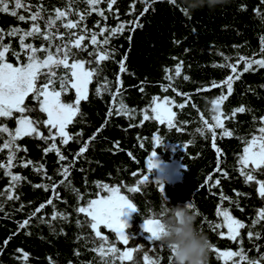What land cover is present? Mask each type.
Here are the masks:
<instances>
[{
  "label": "trees",
  "instance_id": "1",
  "mask_svg": "<svg viewBox=\"0 0 264 264\" xmlns=\"http://www.w3.org/2000/svg\"><path fill=\"white\" fill-rule=\"evenodd\" d=\"M26 2L32 5L33 12L42 6L45 9L42 13L45 19L49 15H55V8L69 10L68 18L74 21L79 19L76 13L84 12L86 19L81 22L80 27L87 25L88 29L97 32L98 28L93 29L97 21H100L101 26L107 23L109 27H115L119 22H127L139 17V22L143 25L142 28H136L134 32L126 28L122 34L111 39L109 47L116 50L114 60L103 62L101 75L89 85L88 101L80 105L83 115L77 116L67 129L71 134L82 132L83 136H77L66 146L60 144L59 138L56 141L61 151L68 157L65 163L73 159L74 153L82 146V142L87 141L104 123L111 104V97L107 93L102 98L96 95V80L102 81L106 76L109 81L113 82L114 91L116 74L119 73V65L116 61H119L125 54L128 71L121 75L123 100L128 108L137 111L131 114V119L128 116L113 115L103 130L96 135L95 140L91 141L84 156L76 161L75 167L71 169L69 180L75 188L79 189V193L84 197L83 201H78L63 186L57 189L60 200H54L55 210L66 213L68 220L58 218L50 223L42 222L40 217L43 216L50 220L54 210L52 206H47L31 219L27 228H18L19 222L28 218L36 207L51 196V191L45 192L44 189L35 188L33 185L52 183L46 180L42 173L35 172L31 165L27 168L19 166L21 159L43 163L47 174L57 182L62 177L56 175L59 164L55 152H49L46 156L43 153L47 143L34 137H23L17 141L27 151L17 153L15 161L17 166L12 171L26 177V180L21 181L15 190L19 200L9 201L5 196H0V204L3 205V211H0V264H101L100 257L90 250L97 246L98 240L90 227L77 226V219L83 222L85 216L77 213L75 207L88 199L95 198L92 194L100 191L96 187V181L112 186L123 184L133 186L138 178L132 176L134 171L138 174L143 172L149 175L150 182L141 186L140 193L129 194L126 189L122 188V192L129 195L138 208V211L131 212L127 219L130 227L126 229V232L132 236L129 247L149 243L146 237L150 234L145 232L141 225L144 218L160 210L161 205L166 202V196L172 204L194 203L202 214L198 216L197 224L207 234L210 242L221 250H238L240 247L238 242L219 238L216 232L210 229L209 224L203 222V217L206 216L212 223L222 220L215 215L216 206L220 203L221 188L224 195L239 203V208H237L234 203L225 201L223 207L228 208L246 225L251 226L256 210L264 207V201L255 191L257 185L244 182V178L239 174L237 162V157L242 154L244 146L239 138L250 139L251 134L261 126L259 117L264 116V87H262L264 69L244 73L241 79L234 83L233 94L221 106L227 115L231 114L233 108L239 106H244L251 111L237 113L234 119L225 121L226 128L232 130L234 135L223 139L217 138L216 144L223 152L220 157V167L228 172L229 177L225 179L219 173H215L213 181L219 178L220 185L211 191L205 181L209 174L214 173L217 155L212 147L211 133H206L207 139H205L196 133L195 129L204 127L200 119L201 113L211 122L212 113L209 111L212 107L211 100L220 95L221 89L213 88L211 91L199 92L197 90L210 85L213 80L222 81L231 74L229 68L214 65L235 63L238 55L253 57L254 53H259V37L264 35V4L261 0H225L223 4L217 5L214 9L205 6L187 15L181 11L184 9L182 0H175V4L169 3V0H156L149 7V11L142 16L140 14L145 4L140 0H135V11L132 15L128 13L131 11L130 5L134 0H117L113 6V12L106 10V3L99 5L100 8L106 10L105 15L108 17L106 22L96 13L87 15L89 6L83 0H26ZM242 6L246 10H242ZM257 8L260 14L254 11ZM117 9L119 20L113 14ZM19 14L29 15L24 9H21ZM45 19L39 21L42 29L45 28ZM60 23L61 21L57 22L58 25ZM14 26L27 30L30 22L19 21L8 13L0 12V28L7 32ZM59 31L67 32L62 27ZM74 31H79V29ZM4 42L11 43L13 49L19 51L17 37H6ZM26 42L33 43L37 47L47 43L40 38H28ZM56 42L59 43V41ZM87 43L86 40L85 44ZM79 55L81 58H88L86 52H81ZM224 57H231V60H225ZM8 60L15 63V58L11 55L8 56ZM21 60H24L23 55ZM181 61L183 62L182 75L175 77L174 68ZM92 67L96 65L93 64ZM165 68L173 70L169 74L173 76L171 83L174 88L180 92L192 94L191 102L186 108L182 111L173 109L178 113L177 126L183 128L184 131L169 130L166 125L161 126L158 122L151 120L140 125L142 120L140 110L150 104L152 96L167 95L175 98L177 103L183 102V99L176 96L171 89L167 92L162 91L160 85L170 83L164 79ZM242 68L243 64L240 65V70ZM185 75L190 77L188 81L183 79ZM141 82L144 87L143 93L140 91ZM62 99L70 102L74 99V93L63 96ZM119 100L120 97L117 98V103ZM27 103L30 107L34 106L31 99ZM193 103L197 106L196 108L192 107ZM149 114L151 115L150 112ZM31 115L34 119L46 118L39 112L31 113ZM253 117L257 119L253 120ZM0 122L7 123L13 129L15 127L14 120H0ZM41 131L45 130L41 128ZM220 131L217 129L218 137ZM154 134L161 137V144H153ZM45 135H47L46 131ZM3 138H7L6 134ZM2 142L0 139V143ZM116 142H119L118 147ZM141 143L143 147H140ZM183 145H187V148L185 149ZM153 150L156 152L155 160L179 163L180 170L177 178L169 180L162 177L158 174L157 166L151 172H147V158ZM129 153L132 155L130 156ZM7 155V150L0 152V161L6 162ZM256 175L258 179H264V174L257 173ZM156 181L163 183V193L159 191ZM8 183L9 178L3 174V170H0V191H3ZM237 192L240 193L239 196L236 195ZM61 201H66V203ZM21 204L24 205L23 210L20 208ZM101 230L109 236L110 240L115 239L114 234L104 229L103 226ZM248 230L249 228L241 230L243 248L250 259H260V256L264 254V222L251 226L254 233H261L260 239L257 240L254 237L249 240ZM223 231L226 232V229ZM9 237H11L10 240ZM5 240H8L6 246ZM117 246L123 248L121 244ZM257 247H259V252ZM18 249L29 254L27 261L22 258V252L17 251ZM77 252L79 255H76ZM169 254L167 248L159 247L155 253H150V255L161 257L162 264H168ZM141 259L142 253H135L133 264ZM108 264H111V258ZM209 264H224V261L217 260L215 253L210 251ZM261 264H264V261H261Z\"/></svg>",
  "mask_w": 264,
  "mask_h": 264
},
{
  "label": "snow or ice",
  "instance_id": "2",
  "mask_svg": "<svg viewBox=\"0 0 264 264\" xmlns=\"http://www.w3.org/2000/svg\"><path fill=\"white\" fill-rule=\"evenodd\" d=\"M87 4V15L96 13L105 22L108 17L105 15V11L113 12V6L117 3V0H83ZM145 7L141 12V16L149 11V7L156 0H140ZM106 3L107 9L99 7L100 4ZM169 3L175 4V0H169ZM264 4V0H261ZM26 10L29 15L25 16L19 14L20 10ZM131 11L128 13L132 15L135 11V0L130 5ZM242 10H246L242 6ZM45 11L42 6L35 12L32 11V5L27 3L26 0H0V12L8 13L13 17H16L19 21L30 22V27L25 30L20 27H11L7 32L0 28V120H14L15 127L10 128L7 123L0 122V152L7 150L8 155L6 162L0 161V170H3V174L9 178L8 185L0 191V196H5L7 200H19V196L16 195V188L21 181L26 180V177L20 174L13 173L12 169L17 166L15 161L17 160V153L20 151H27L26 148H22L17 141L23 137H34L47 143V147L43 149V153L46 156L49 152H55L57 156V162L59 164L56 170V175L62 177L58 182L53 179L52 176L47 174V169L43 163H34L30 159H21L19 166L27 168L30 165L37 173H42L44 178L52 183H40L35 184L33 187L42 188L45 192L51 191V196L41 203L34 211L18 223L19 229H25L29 226L30 221L38 213L47 206L53 207L50 220L41 216L42 222L50 223L58 218L68 220V215L63 212H57L55 201L60 200V194L57 191L58 188L64 187L65 190L70 191L78 201H83L84 197L79 193V189L75 188L72 182L69 180L71 175V169L75 167L76 161L84 156L88 150L91 141L95 140L96 135L103 130L108 124L109 119L113 115L128 116L132 118V113L136 112V109L128 108L123 100V80L121 75L126 73L127 55H123L119 61H116L119 65V73L115 78V90L113 91V82L109 81L105 76L104 79L96 80L97 87L95 93L98 97H101L107 93L111 97V104L108 107L106 113V119L97 132L94 133L87 141L82 142V146L74 153L73 159L68 163V157L64 155L61 148L57 145L56 141L59 138L61 145H68L70 141L76 139L77 136H83L82 132L71 134L67 129L69 125L73 124L77 116H82L81 103L86 102L89 99V85L93 83L94 79L99 77L103 71L102 64L110 59L114 60L115 49H110V41L113 37L122 34L125 29H129L134 32L136 28H142L143 25L139 22V17L127 22H119L115 27H109L107 23L101 26L100 21H97L93 29H99V31L88 29L87 25L83 28L80 27L82 21L86 19L84 12L76 13L79 17L78 20L69 19V10H61L55 8V15H49L47 19L42 16ZM185 15L187 11L181 9ZM257 14H260V10L254 9ZM115 18L119 20V10H115L113 13ZM45 19V28L42 29L39 21ZM66 20V22H63ZM61 21L58 25L57 22ZM64 28L67 32H60V28ZM79 29V31H74ZM108 33V35H105ZM6 37H17L19 42V51L13 49L11 43H5ZM103 37V39H100ZM28 38H40L46 41V44H41L37 47L33 43H27ZM88 41L85 44V41ZM131 40V36H129ZM56 41H59L57 43ZM260 47L259 53H254L253 57H247L244 55H238L235 63H226L221 65H214L218 67L229 68L231 74L227 75L222 81H211L210 85L204 86L197 91H211L213 88L221 89L219 96L211 100V122L204 118L201 113L200 119L204 127L195 129V132L207 139L206 133H211L212 147L215 149L217 160L214 173L209 174L205 181L208 184L209 190L216 188L220 185V179L217 178L213 181V175L219 173L221 177L227 179L229 174L227 171L220 167V157L223 155L222 149L217 146V138L223 139L224 137H232L234 135L232 130H229L225 126V121L234 119L237 113H244L245 111H251L244 106H239L231 110V114L227 115L222 110V105L233 94V85L236 81L240 80L244 73L250 71H259L264 69V35L259 37ZM91 48V51H89ZM86 52L87 59L81 58L79 53ZM43 53V55H40ZM11 55L15 58V63L9 62L8 56ZM23 55L24 60H21ZM259 56V58H255ZM225 60H231V57H224ZM95 64L96 67H92ZM243 64L242 70L240 65ZM183 62L176 64L174 68L175 77L182 75ZM166 75L165 80L169 81L167 85L161 84L162 91L167 92L171 89L176 96L183 99V102L177 103L175 98L167 95L152 96L150 104L142 112V120L140 125L146 121H155L159 125H166L169 130L175 129L176 131H184L183 128L177 126V111L173 109L183 110L191 102V93H183L173 87L171 81L173 76L169 73L173 70L165 68ZM43 78V79H42ZM185 81H188L190 77L183 76ZM264 87V85H262ZM226 89V91H225ZM141 93L144 92L143 82L140 87ZM74 93V99L70 102H65L62 99L63 96ZM120 97L119 103L117 98ZM31 99L34 106H29L27 101ZM193 108L197 106L193 103ZM198 110V109H197ZM39 112L46 118H33L31 113ZM151 113V115L149 114ZM253 117V120H256ZM261 126L251 134L250 139L240 137L244 143L242 154L237 157L239 164V174L244 178L246 184L254 183L257 185L255 191L258 196L264 201V179H258L257 173L264 174V116L259 117ZM186 123V122H180ZM135 126V125H132ZM43 128L45 131H41ZM217 129H220L219 137ZM6 134L7 138H3ZM50 141V143H48ZM152 141L154 145H159L162 139L159 135H153ZM117 147L119 142H116ZM143 143L140 147H143ZM186 149L187 145H183ZM131 156L132 153H129ZM156 152L153 150L147 158V172L157 166L155 158ZM83 171V169H81ZM133 177H138L133 186L123 185H109L108 183H102L96 181V187L100 190L92 195L95 198L88 199L83 204H78L75 207V211L80 214H84V221L77 219L76 224L78 227L88 226L94 233L95 238L98 240L96 247L90 249L100 257L101 264H108L109 258H111V264H133L134 254L137 252L142 253L141 261L136 264H162V258L150 253H155L157 247L163 249V245L158 243L156 224L159 222L154 216L153 212L147 218H144L141 228L149 233L146 237L148 244H139L138 246L129 247L132 236L126 229L130 227L127 221L122 220L121 216L124 209H128L129 213L138 211V208L129 195L122 192V188L126 189L129 194L140 193L142 185L150 182L149 175H145L143 172H132ZM86 182V181H85ZM211 182V183H209ZM160 192H164V185L160 181L155 182ZM240 195L239 192L236 193ZM165 199L167 197L165 196ZM220 203L216 206L215 215L218 218H222L220 222L212 223L208 221V218L203 217V222L208 223L210 229L219 236V238H227L230 241L238 242L240 247L238 250H221L216 245L212 244L210 251L215 253L217 260H223L224 264H261L264 261V254L260 256V259H250L243 248V240L241 238V230L249 228L247 231V238L252 240L261 238L260 232H253L251 226H255L261 222H264V207H260L255 212V218L252 219L251 226L246 225L242 220L236 218L232 212L223 207L225 201L234 203L239 208L238 201H232L230 197L224 195L223 189H220L219 194ZM66 203V201H61ZM189 207L196 210L197 216H201L199 209L195 204L189 202ZM23 210L24 205H20ZM0 211H3V205L0 204ZM243 211V209H240ZM106 229L114 234L115 239L110 240L101 228ZM226 229V232L223 231ZM30 234V233H29ZM9 240L11 237L8 238ZM8 240L4 241L5 246ZM123 245V248L117 245ZM17 251L22 252V258L27 261L29 254L23 252L22 249ZM169 256L167 257L168 264H172L173 256L170 249ZM259 252V247H257ZM79 255V252L76 253Z\"/></svg>",
  "mask_w": 264,
  "mask_h": 264
},
{
  "label": "clouds",
  "instance_id": "3",
  "mask_svg": "<svg viewBox=\"0 0 264 264\" xmlns=\"http://www.w3.org/2000/svg\"><path fill=\"white\" fill-rule=\"evenodd\" d=\"M225 0H182L184 9L191 13L207 6L214 9ZM155 228L158 243L170 249L172 264H209L211 243L207 234L197 224L198 216L189 202L172 204L167 198L159 211Z\"/></svg>",
  "mask_w": 264,
  "mask_h": 264
},
{
  "label": "rangeland",
  "instance_id": "4",
  "mask_svg": "<svg viewBox=\"0 0 264 264\" xmlns=\"http://www.w3.org/2000/svg\"><path fill=\"white\" fill-rule=\"evenodd\" d=\"M156 164H157V169H158V174L161 175L162 177H166L169 180L175 179L178 177L179 175V163L177 161H173V162H165L163 160H155ZM129 210L128 209H124L123 210V214L121 216L122 220L127 221V219L129 218Z\"/></svg>",
  "mask_w": 264,
  "mask_h": 264
}]
</instances>
